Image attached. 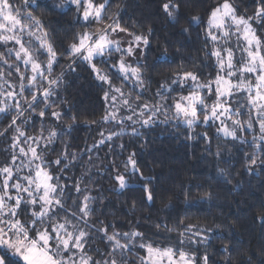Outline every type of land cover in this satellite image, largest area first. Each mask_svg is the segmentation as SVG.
<instances>
[{
  "label": "trees",
  "instance_id": "1",
  "mask_svg": "<svg viewBox=\"0 0 264 264\" xmlns=\"http://www.w3.org/2000/svg\"><path fill=\"white\" fill-rule=\"evenodd\" d=\"M229 1L237 14L246 18L264 6V0ZM9 2L19 8L21 17L31 11L43 22L57 53L49 79L59 77L60 83L48 101L51 107L40 103L35 112L26 111L21 117L27 123L17 120V124L28 136H39L41 129L45 137L49 130L57 133L46 148L42 145L43 150H37L51 175L59 176V183L66 186L65 206L71 212H78L77 205L85 195L92 198L87 225H81L88 232L85 252L96 261L110 259L113 242L101 231L106 228L108 236L119 233L121 243L131 244L123 257L117 250L118 264H146L147 248L142 244L188 250L196 256V264H201L203 255L207 264H264V142L256 138L261 144L256 148L248 131L240 136L246 142L233 140L219 133L213 122L189 128L176 119L173 107L190 90L191 81H180L178 75L192 72L204 83L217 76V59L212 55L216 42L208 35V21L224 0H172L179 6L175 19L163 8L169 0H109L98 27L118 19L127 30L120 35L148 40L142 60L137 62L144 91L112 67L123 55L120 52L97 57L93 63L131 101L163 104L164 119L149 125L125 120L120 124L117 121L123 118L119 112L116 120H103L110 111L106 86L87 61L69 55L70 46L90 27L81 22L75 6L64 0H40L30 5L24 0ZM252 21L264 42V20ZM6 48L0 43V52ZM46 60V55L40 57L42 64ZM9 79L17 82L16 73ZM162 85L170 90L165 91ZM25 95L31 99L27 92ZM41 110L45 112L42 118L38 116ZM51 111L59 112L60 119L52 117ZM10 123L11 116L0 115V132L4 133L0 135V167L8 165L13 154L15 131L9 128ZM102 132L120 135L100 144ZM130 156L138 172L128 163ZM58 159L61 163L54 164ZM118 174L125 177L126 187H120ZM77 182L80 193L74 191ZM147 191H151V201ZM189 225L193 227L186 230ZM192 231L206 234V241ZM133 232L142 235L131 241L123 236Z\"/></svg>",
  "mask_w": 264,
  "mask_h": 264
},
{
  "label": "snow or ice",
  "instance_id": "2",
  "mask_svg": "<svg viewBox=\"0 0 264 264\" xmlns=\"http://www.w3.org/2000/svg\"><path fill=\"white\" fill-rule=\"evenodd\" d=\"M80 2L81 0H70V3L76 5H80ZM25 3L30 5L32 0H25ZM87 4L88 9L92 11L86 10L83 14L84 19L87 20L90 15H94L99 20L102 19V13L109 4V0H104L99 4H93L92 0H87ZM163 8L169 16L175 19L173 14L179 11L178 5L169 0ZM254 19L264 20V6L259 7L253 17L245 18L237 16L236 9L229 3V0H224L222 5L211 12L208 21V35L211 40L214 42L218 39L223 40L226 45L235 35L236 47L246 55L237 61L232 48H217L212 55L217 59L219 72L214 80L207 83H201L197 75L192 72L178 75V80L192 82L189 95L180 97V100L173 105L176 119H182L189 128L197 123L207 124L209 121H219L218 131H222L224 136L246 142L243 137L237 135V129L243 130L246 127L248 130H253L255 121L259 125V140L264 142V51H262L264 42L256 35L252 27L251 21ZM213 29L220 35L214 34ZM118 31L126 32L127 30L122 28L116 19L95 39L88 34L82 36L78 44L70 46L69 55L91 64L95 57L110 55L113 51L130 56L134 52L133 46L139 47L141 42L144 46L148 45L146 37L135 35L129 47L121 49L119 41L109 38L110 33ZM47 37L48 33L44 30L43 22L31 11L21 17L18 7L9 0H0V43L4 45L12 43L13 45L11 48H6L5 52H0V115L11 116L9 128L16 133L12 137L11 160L8 165L0 167V264H118L115 259L117 250L121 251L123 257L124 250H131V244L121 243L117 239L119 233L108 236L105 228L101 231L105 233L109 241L113 242L112 251L109 253L110 259L96 261L88 255L85 252L88 232L81 225H87V217L92 211L89 207L92 198L85 195L77 205L78 212H71L65 206L66 186L59 183V176L54 178L51 175L41 152L37 151V149L42 151L46 148L57 133L49 130L45 137L41 129L39 136H28L20 124H17V120H21L26 111L35 112L40 103H44L45 108H50L48 101L54 94V86L60 83L59 77L49 79L53 72V65L57 62V53ZM33 38L38 42L36 47H33ZM241 38L244 42L243 46L239 43ZM41 55L47 57L43 64L39 59ZM123 55L112 67L117 68L125 80L131 78L134 83L142 87L141 68L126 64ZM91 67L96 72L97 78L109 84L111 91L123 97V105L133 115H137L129 97L122 89L112 86L108 75L100 72L95 64H91ZM21 68L24 71H21ZM13 72L17 74L16 83L9 79ZM26 73L29 74L26 75ZM45 81L47 87L44 86ZM176 82L173 80V83ZM162 88L165 91L170 90L164 85ZM25 92L31 99L25 95ZM239 93H244V99H237ZM157 95H160L163 100L161 92ZM208 95L215 96L211 104L205 101V96ZM105 99H108L107 93ZM111 99L115 102L116 95H113ZM139 109L140 119L135 122L149 125L154 123L153 117L163 110V104L145 103L139 105ZM241 109H244L243 113ZM145 112L148 113L146 119L143 118ZM201 114L203 115L202 121L200 120ZM44 115L43 110L39 111V117L42 118ZM50 115L57 120L61 116L57 111H51ZM242 115H247L248 119L246 121L239 119ZM233 117L237 118L233 119ZM110 119L116 120L117 113L110 112L103 117L104 121ZM127 119L132 120V116H128ZM226 121L232 122V128H229ZM117 122L123 124L124 121L120 119ZM24 123H27L26 119L21 120V124ZM133 134L138 133L133 130ZM0 135L4 133L0 132ZM114 135L119 136L120 133H110L104 137L102 132V139L99 143L102 144L105 140L110 141ZM21 138H23V145L27 147L22 146ZM253 144L261 148V144L256 143L255 136ZM96 146L93 145V147ZM18 160L19 164H17ZM53 163L59 165L61 161L58 159ZM128 163L131 164L134 172L139 171L132 156L129 157ZM251 163L255 164L256 160L252 159ZM116 179L121 188L126 187L123 175L118 174ZM74 191L81 192L79 182L74 185ZM147 199L152 200L151 191H147ZM192 227L189 225L186 230H191ZM140 235L142 234L138 232L123 234L129 241ZM196 235L199 236L200 232L197 231ZM141 247L147 248V260L150 264H164L165 260L168 264H174V252H178L184 264H191V261L186 258L187 254L183 251L174 250L171 247L153 248L150 244H142ZM204 261L207 264L206 256Z\"/></svg>",
  "mask_w": 264,
  "mask_h": 264
},
{
  "label": "rangeland",
  "instance_id": "3",
  "mask_svg": "<svg viewBox=\"0 0 264 264\" xmlns=\"http://www.w3.org/2000/svg\"><path fill=\"white\" fill-rule=\"evenodd\" d=\"M25 1V0H24ZM38 1H40V0H32V3H36V2H38ZM64 2H65V4H67V5H73V6H75L76 8H77V11H78V14H79V16H80V19H81V22H83V23H86V24H88V27H89V29L87 28V30L83 33V35H81V37L82 36H84L85 34H88V35H90L91 37H92V39H95L96 38V36L97 35H99L103 30H105V29H107V26H103V27H98V25H99V20L98 19H96L95 17H94V15H90L89 17H88V19L87 20H85L84 19V12L87 10V11H92L91 9H88V4H87V0H81V2H80V5H76V4H72V3H70V0H64ZM31 3V4H32ZM92 3L93 4H96V2H95V0H92ZM224 3V2H223ZM222 3V4H223ZM229 3H231L230 1H229ZM26 4V3H25ZM221 4V5H222ZM232 4V3H231ZM26 5H29V4H26ZM220 6V5H219ZM218 6V7H219ZM232 6L234 7V5L232 4ZM235 8V7H234ZM236 9V8H235ZM236 14H237V12H236ZM102 15H103V13H102ZM237 16H239L238 14H237ZM243 17H245V16H243ZM246 18V17H245ZM251 23H252V27H253V29H255V32H256V26H255V22L254 21H251ZM110 31V30H109ZM213 31V33L214 34H216V35H220L218 32H216V30L215 29H213L212 30ZM38 35L40 34V33H37ZM237 35H240V34H237ZM257 35V34H256ZM258 36V35H257ZM80 37V38H81ZM210 37V36H209ZM260 39H261V41H262V38L260 37V36H258ZM109 38L110 39H114V40H116V41H119V46H120V48L121 49H127L128 47H129V44L131 43V42H133L134 41V36L132 35L131 37H129V38H125V37H123L122 35H120V32L118 31V32H116V33H110V36H109ZM26 39H28L27 37H26ZM80 40V39H79ZM79 43V42H78ZM78 43H76V44H78ZM239 43L241 44V46H243V44H244V42H243V40H242V38H241V40L239 41ZM236 44H237V39H236V36L234 35V36H232L231 37V39L229 40V42L225 45L224 44V42H223V40H219L218 39V41H216V47L214 48V51L217 49V48H220V47H230V48H232L233 49V52H234V54H235V60H240L241 59V57L242 56H245L246 54H244L243 52H241L240 51V49L239 48H237L236 47ZM38 45V42L37 41H35V39L33 38V47H36ZM8 48H11L13 45H12V43H9V44H7L6 45ZM18 47V46H17ZM134 47V52H133V55H123V59L125 60V63L126 64H131L133 67H138L137 66V62H139V61H141L142 60V54L144 53V51H145V48H146V46H144L143 44H142V42H141V44H140V46L139 47H136V46H133ZM262 51H264V49H262ZM121 54H123L122 52H120ZM106 55V54H105ZM42 56V55H41ZM40 56V57H41ZM40 57H39V59H40ZM95 58H97V57H95ZM95 58H93V60L95 59ZM121 58V57H120ZM93 60L91 61V64H94L93 63ZM42 63V62H41ZM91 64L88 62V66L90 67V69L93 71V73L95 74V76L97 77V75H96V72L93 70V68L91 67ZM96 66V65H95ZM96 68L97 69H99L100 70V72H102V73H104L103 71H101V69L100 68H98L97 66H96ZM117 69V68H116ZM118 70V69H117ZM21 71H24V69L23 68H21ZM219 72V71H218ZM105 74V73H104ZM26 75H27V73H26ZM16 76H17V74H16ZM233 79H235V78H233ZM99 80V79H98ZM102 84H104L105 86H106V88H107V94H108V99H106L108 102V108L110 109V111H109V113L110 112H119V114H120V116L123 118V120H125V121H130V122H132V123H136V124H138V125H142L141 123H139V122H135V121H138V119H140V117L138 116V113H139V105H142V104H145V103H142V102H138V101H131L130 100V103L132 104V107L136 110V112H137V115H133V113L131 112V111H129L128 110V108L125 106V105H123V103H122V100H123V97H120L119 96V94H117V93H114L113 91H111L110 90V86H109V84H107V83H105V82H103V81H101V80H99ZM46 82V81H45ZM16 83V82H15ZM47 83V82H46ZM144 83V82H143ZM191 83L192 82H190V84H189V88H190V90L188 91V93H186V94H184V95H182V96H187V95H189V93H190V91L192 90L191 89ZM201 83H204V82H201ZM132 84L133 85H136L138 88H139V90L140 91H144V89H145V85L143 84V86L141 87L140 85H138L137 83H134V81H133V79H132ZM113 86V85H112ZM114 87H116V86H114ZM118 88V87H117ZM113 95H116V97H117V99H116V101L115 102H113L112 101V99H111V97L113 96ZM126 96H128L127 94H125ZM129 97V96H128ZM129 99H130V97H129ZM237 99H244V93H239L238 94V97H237ZM214 100H215V96L214 95H208V96H205V101H206V103H208V104H211V103H213L214 102ZM179 101V100H178ZM9 103H12L11 101H9ZM150 105H159V103H156V104H150ZM235 106V105H234ZM241 112L243 113L244 112V109H241ZM118 114V113H117ZM168 114V113H167ZM254 115V114H253ZM128 116H132V120H128L127 119V117ZM148 117V113L147 112H145V115H144V119H146ZM237 117H233V119H236ZM161 119H164V117H163V114H161V112H159V113H157V115L156 116H154L153 117V120L155 121V120H161ZM239 119H241L242 121H246L247 119H248V116L247 115H242L241 117H239ZM200 120L202 121L203 120V115L201 114L200 115ZM209 122H213V121H209ZM208 122V123H209ZM213 123H215L216 124V126H217V129H219V127H220V124H219V121H216V122H213ZM226 123L228 124V126H229V128H232V122L231 121H226ZM204 124V123H203ZM245 131H248L250 134H252L253 135V137L255 136L256 138H257V140L259 141V142H262V141H260L259 140V136H260V132H259V125H258V123H256L255 121H254V129L253 130H248L246 127L243 129V130H240V129H237V135L238 136H241ZM219 133H221L222 135H223V132L222 131H218ZM15 135H16V133H15ZM109 134H105L104 135V137H107ZM22 142H23V138H21V144H22ZM42 145H43V143H42ZM22 146H25V147H27V145H23L22 144ZM257 148V147H256ZM38 151V150H37ZM18 154V153H17ZM24 159H26V158H24ZM20 163V161L18 160L17 161V164H19ZM194 234L193 235H195V236H197V237H199V239H200V237H201V240L202 241H206V239H205V237H207L206 236V234H201L200 233V235L198 236V235H196V231H192ZM210 233L212 234L213 233V230H210ZM169 247H171V246H167V247H163V248H159L158 246H157V248H159V249H166V248H169ZM171 248H173V247H171ZM174 249V248H173ZM174 250H176V249H174ZM179 251H183V252H185L186 254H187V256H186V258L187 259H189L190 261H191V264H196V256L194 255V254H192V253H190L188 250H179ZM206 255H203V258H201V264H205V261H204V257H205ZM147 257H148V252H147V255H146V258H145V263L146 264H150V261H148L147 260ZM164 264H168V262H167V260H165L164 261ZM174 264H184V262L183 261H181L180 260V258H179V255H178V252H174Z\"/></svg>",
  "mask_w": 264,
  "mask_h": 264
}]
</instances>
